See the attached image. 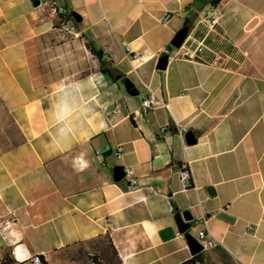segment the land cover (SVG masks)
<instances>
[{
    "label": "crops",
    "instance_id": "obj_1",
    "mask_svg": "<svg viewBox=\"0 0 264 264\" xmlns=\"http://www.w3.org/2000/svg\"><path fill=\"white\" fill-rule=\"evenodd\" d=\"M195 1L0 0V212L13 255L51 262L104 239L117 264H183L195 256L186 235L196 239L205 221L218 245L200 264H264V0ZM54 6L82 17L75 35L60 29ZM212 7L223 16L209 32L202 18ZM89 42L117 56L104 60L111 76ZM199 42V62L177 57ZM117 76L168 107L136 120L141 92L129 95ZM118 167L135 171L137 189L114 180ZM185 211L193 220L183 234L175 216Z\"/></svg>",
    "mask_w": 264,
    "mask_h": 264
},
{
    "label": "built area",
    "instance_id": "obj_2",
    "mask_svg": "<svg viewBox=\"0 0 264 264\" xmlns=\"http://www.w3.org/2000/svg\"><path fill=\"white\" fill-rule=\"evenodd\" d=\"M54 13L59 17V27L60 29L67 34H74L75 35V20L74 19H66V14L64 8L54 6ZM223 16V12L218 7H212L210 8L203 16L202 23L205 25V27L208 29L209 32L214 31L215 28L219 25L220 20ZM171 19V16L165 15L160 18V23H166ZM186 43L183 44V47ZM206 50V45L203 42H199L195 47H188L185 48L182 53H179L177 57L179 59H184L188 61H194L199 62L202 58V55L204 54ZM124 52L128 58H131L132 60H135L139 57V53H133L131 52L129 46H126L124 49ZM105 54L112 58L116 59L117 56L115 54H110L108 51H105ZM158 107H168V104L160 98L157 94L152 92L150 89H148L147 93H144L143 95V101L141 105V110L136 113L135 119H145L150 112H152L155 108ZM187 133V129H183L179 131L180 136L182 139H185V134ZM161 135H167L169 134L168 126H164L160 129ZM122 148L119 147L117 151L115 152V157L120 159L122 157ZM124 170V179L122 180L126 187L129 190L137 189L139 186L138 178L135 174V171L132 168H123ZM179 175L182 180V182L188 187L191 185L190 180V172L186 165H180L179 167ZM150 190L156 191L155 188L149 187ZM196 226H202L198 232L196 240L198 243L203 247V251L214 248L218 245L217 240L208 232L206 227L204 226L205 221L203 223L201 221L195 222ZM43 257V258H41ZM46 259L44 256L41 255H34L29 257H18L14 254V262L13 264H45Z\"/></svg>",
    "mask_w": 264,
    "mask_h": 264
},
{
    "label": "water",
    "instance_id": "obj_3",
    "mask_svg": "<svg viewBox=\"0 0 264 264\" xmlns=\"http://www.w3.org/2000/svg\"><path fill=\"white\" fill-rule=\"evenodd\" d=\"M33 5L35 7H38L40 5V0H33ZM72 16H73L75 22L80 23L82 21V17L79 14H77L76 12H73ZM188 35H189V28L188 27H184L181 30H179L176 33V35L173 37V39L171 40V43H170L171 47H173L175 49H180L183 46V44L185 43L186 39L188 38ZM168 62H169V55L166 54L158 60V64L156 66V69L158 71H165L168 67ZM117 80L118 81L120 80L122 82V84L125 86L129 95H131V96H139L140 95V90L138 89L136 84L133 83L129 78H122V76H117ZM185 141L188 145H191V144L196 142L192 133H186L185 134ZM112 153H113L112 149H109L103 153V156L107 157V156L111 155ZM124 176H125V174H124L123 167L116 168V170L114 172V180L116 182H121L124 179ZM207 191H208L210 196L215 195L212 187H208ZM219 217L223 218L225 220H228V221H232V218L224 212L220 213ZM192 220H193V216L189 211H185L182 214H177L175 216V221H176V224L178 226V229L183 234L186 233L191 228ZM186 236H187V240H188L190 249L192 251V254L197 255V254L202 253L203 247L198 243V241L193 236H191L190 234H187Z\"/></svg>",
    "mask_w": 264,
    "mask_h": 264
},
{
    "label": "rangeland",
    "instance_id": "obj_4",
    "mask_svg": "<svg viewBox=\"0 0 264 264\" xmlns=\"http://www.w3.org/2000/svg\"><path fill=\"white\" fill-rule=\"evenodd\" d=\"M177 50V49H175ZM140 89V88H139ZM141 95L139 97H143V91L140 90ZM4 210L1 208L0 212V264L3 260L4 255L7 252L12 253L11 248L8 246V232H9V223L4 215ZM192 234H195V232L192 230ZM13 254V253H12ZM14 256V255H13ZM87 257L95 264H117L114 254H112L107 241L104 239L96 240L91 243H88L86 246L78 248L77 250H74L72 252L68 251V254L65 255L63 258H55L54 260H51L52 264H72V261L76 259L77 261L81 257Z\"/></svg>",
    "mask_w": 264,
    "mask_h": 264
},
{
    "label": "trees",
    "instance_id": "obj_5",
    "mask_svg": "<svg viewBox=\"0 0 264 264\" xmlns=\"http://www.w3.org/2000/svg\"><path fill=\"white\" fill-rule=\"evenodd\" d=\"M206 0H196L194 2V4H198L201 2H204ZM65 10V9H64ZM65 14H66V19H74L72 14H69L66 10H65ZM89 48L91 49V51L99 58L100 62H101V67H102V72L106 75L111 76L110 72H108V70L104 67V60L108 57L105 54V51H101V50H95L92 47L91 42H89L88 44ZM115 255V254H114ZM43 258V257H41ZM46 259L45 264H52V262H50L46 257H44ZM14 262V256L12 253L7 252L4 257L3 260L1 261V264H13ZM202 263V253L195 255L191 260L183 263V264H200Z\"/></svg>",
    "mask_w": 264,
    "mask_h": 264
},
{
    "label": "clouds",
    "instance_id": "obj_6",
    "mask_svg": "<svg viewBox=\"0 0 264 264\" xmlns=\"http://www.w3.org/2000/svg\"><path fill=\"white\" fill-rule=\"evenodd\" d=\"M60 134L63 135L64 132H65V129L64 128H61L60 130ZM75 166V165H74ZM86 165H83L82 167H80L79 169H77L78 171H82L83 170V167H85Z\"/></svg>",
    "mask_w": 264,
    "mask_h": 264
}]
</instances>
